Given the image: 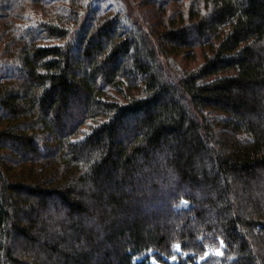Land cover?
I'll return each mask as SVG.
<instances>
[{
    "label": "trees",
    "instance_id": "16d2710c",
    "mask_svg": "<svg viewBox=\"0 0 264 264\" xmlns=\"http://www.w3.org/2000/svg\"><path fill=\"white\" fill-rule=\"evenodd\" d=\"M106 1L0 52V264H264V0Z\"/></svg>",
    "mask_w": 264,
    "mask_h": 264
},
{
    "label": "rangeland",
    "instance_id": "374dc122",
    "mask_svg": "<svg viewBox=\"0 0 264 264\" xmlns=\"http://www.w3.org/2000/svg\"><path fill=\"white\" fill-rule=\"evenodd\" d=\"M40 1V0H39ZM66 1L67 0H44L40 1L38 4H34L31 0H10L5 3V7L0 12V52L5 51V44L9 45L7 48L12 50L14 46H18L21 42H18V39L29 38L23 33L24 29L30 28L35 24L36 20H46L49 19L54 12L66 13ZM109 0L106 1V4ZM120 5L116 4L115 8L120 7L129 9L135 17L143 18L147 20V23L150 24V20L163 18L160 16L161 11L157 7H151L150 4H145L144 0H120ZM110 10H113L114 7L110 6ZM102 8H100L99 14L103 13ZM38 42L40 44H50V43H59L60 39H53L45 37L44 35H39ZM27 40V39H26ZM62 42V41H61ZM19 43V44H17ZM13 47V48H12ZM4 54V53H0ZM202 61V53L197 52V56L194 61H183L177 59L176 64L187 69H192L196 67ZM138 91L136 87H133L131 92ZM110 98L122 100L124 94L122 91L117 89L114 86H108L105 92ZM137 93V92H136ZM183 204H186L183 201ZM223 245L219 249H208L207 255L211 252L222 254ZM175 251L181 253L180 246L175 247ZM138 258L137 260H139ZM177 257L174 256L169 259V262H176ZM151 264H164V262L157 260L154 256L150 258Z\"/></svg>",
    "mask_w": 264,
    "mask_h": 264
}]
</instances>
